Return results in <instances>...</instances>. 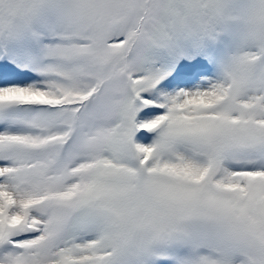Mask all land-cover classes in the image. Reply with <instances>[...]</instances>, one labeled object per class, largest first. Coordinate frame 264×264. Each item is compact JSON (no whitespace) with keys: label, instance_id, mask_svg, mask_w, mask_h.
Returning <instances> with one entry per match:
<instances>
[{"label":"snow or ice","instance_id":"6c2138e0","mask_svg":"<svg viewBox=\"0 0 264 264\" xmlns=\"http://www.w3.org/2000/svg\"><path fill=\"white\" fill-rule=\"evenodd\" d=\"M0 264H264V0H0Z\"/></svg>","mask_w":264,"mask_h":264}]
</instances>
